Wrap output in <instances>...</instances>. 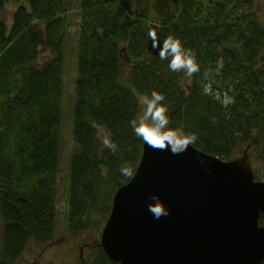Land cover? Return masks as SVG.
Returning a JSON list of instances; mask_svg holds the SVG:
<instances>
[{
	"label": "trees",
	"instance_id": "obj_1",
	"mask_svg": "<svg viewBox=\"0 0 264 264\" xmlns=\"http://www.w3.org/2000/svg\"><path fill=\"white\" fill-rule=\"evenodd\" d=\"M10 1L0 0V211L6 220L0 247L9 259L54 231L70 10V0H26L9 27L1 12ZM260 3L264 0L78 1L72 107L78 148L70 158V233L82 230V220L92 215L105 216L111 194L133 176L143 143L128 121L139 114L140 97L152 90L164 95L170 124L196 135L194 147L225 161L248 147L255 173L264 178ZM150 27L157 38L178 37L195 53L199 70L190 77L170 71L146 36ZM44 51L53 58L38 63ZM218 60L223 67L217 71ZM217 93L234 102L223 106ZM100 129L116 142L115 154L103 145ZM122 163L132 171L128 178L119 174Z\"/></svg>",
	"mask_w": 264,
	"mask_h": 264
},
{
	"label": "water",
	"instance_id": "obj_2",
	"mask_svg": "<svg viewBox=\"0 0 264 264\" xmlns=\"http://www.w3.org/2000/svg\"><path fill=\"white\" fill-rule=\"evenodd\" d=\"M170 209L154 219L149 197ZM264 182L248 154L231 161L193 145L172 155L142 147L115 193L100 247L112 264H264Z\"/></svg>",
	"mask_w": 264,
	"mask_h": 264
},
{
	"label": "rangeland",
	"instance_id": "obj_3",
	"mask_svg": "<svg viewBox=\"0 0 264 264\" xmlns=\"http://www.w3.org/2000/svg\"><path fill=\"white\" fill-rule=\"evenodd\" d=\"M78 1L70 0V10L68 14V26H67V38L65 43V80L63 89L62 100V112H63V132L61 139V152H60V166L57 173V186H56V229L53 242L49 247L43 246L44 254L39 260L45 264H75L78 259V251L82 245L86 243L90 248L87 249L85 258L86 264H95L99 251L95 250V245L98 244L101 231L107 220V216L92 215L87 218L84 228L80 230L76 235H69L68 230V211H69V171H70V158L73 152L77 150L72 137V107L74 106V82L76 78V66H75V37L77 36V21H78ZM23 5H28L26 0H12L6 4L4 10L1 12L2 18L10 25L12 21L13 13ZM259 15L264 17V4L258 5ZM53 58V54L44 51L39 58L38 63H43L48 59ZM140 98V105L142 106V100ZM99 136L101 140L107 137V134L103 130H99ZM248 147L243 150V154H246ZM249 162L255 166V160L252 153L249 152ZM253 176L257 179L255 171L253 170ZM260 178V177H259ZM114 194V193H113ZM109 197V205H111L112 196ZM108 202V201H107ZM3 215L0 211V231L4 227ZM34 244V243H33ZM28 247L23 254L16 259L13 264H29L33 262L39 255L40 249H37L32 243L27 245ZM1 263V262H0ZM104 264V262H103Z\"/></svg>",
	"mask_w": 264,
	"mask_h": 264
},
{
	"label": "clouds",
	"instance_id": "obj_4",
	"mask_svg": "<svg viewBox=\"0 0 264 264\" xmlns=\"http://www.w3.org/2000/svg\"><path fill=\"white\" fill-rule=\"evenodd\" d=\"M147 38L152 42V47H159V57L161 60H167V68L172 72H183L186 76H192L199 70L195 53L183 46L178 37L168 35L157 38L154 28H148ZM223 67L222 60L217 61V71ZM210 84L203 85V91L208 93ZM220 101L223 106L233 103V97L227 93L221 95L217 93L214 97ZM165 97L162 93L152 90L150 95H145L142 100L141 110L138 115L128 121L132 133L147 148L154 150H166L172 155H178L186 152L189 147L196 142V135L183 128L170 124L168 109L162 101ZM113 154L118 151L115 141L105 137L102 141ZM121 177L128 178L132 171L127 163L119 166ZM150 202L147 204V210L152 214L154 219H160L170 214V209L166 206L159 194H152L149 197Z\"/></svg>",
	"mask_w": 264,
	"mask_h": 264
},
{
	"label": "flooded vegetation",
	"instance_id": "obj_5",
	"mask_svg": "<svg viewBox=\"0 0 264 264\" xmlns=\"http://www.w3.org/2000/svg\"><path fill=\"white\" fill-rule=\"evenodd\" d=\"M53 235L55 236V230H54ZM54 236H53V238H54ZM53 238H52V240H50L49 242H47L45 244H38V243L32 244L37 249H40V252H39L38 257L36 259H34L33 262H30L29 264H45V263H42L39 261L44 254V250L42 249V247L43 246L49 247L51 245V243L53 242ZM1 250H2V248L0 247V262H1V264H13V262L21 256L20 254H18L16 256L12 257L11 259H9V257L6 255V253H2ZM70 264H72V262Z\"/></svg>",
	"mask_w": 264,
	"mask_h": 264
},
{
	"label": "bare ground",
	"instance_id": "obj_6",
	"mask_svg": "<svg viewBox=\"0 0 264 264\" xmlns=\"http://www.w3.org/2000/svg\"><path fill=\"white\" fill-rule=\"evenodd\" d=\"M248 156H249V154H248Z\"/></svg>",
	"mask_w": 264,
	"mask_h": 264
}]
</instances>
